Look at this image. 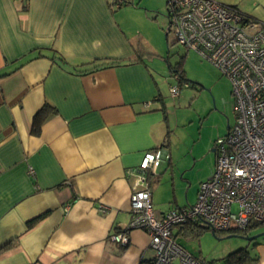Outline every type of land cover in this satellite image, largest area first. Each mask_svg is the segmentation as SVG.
Listing matches in <instances>:
<instances>
[{
	"label": "crops",
	"instance_id": "obj_1",
	"mask_svg": "<svg viewBox=\"0 0 264 264\" xmlns=\"http://www.w3.org/2000/svg\"><path fill=\"white\" fill-rule=\"evenodd\" d=\"M113 1L0 0V264H148L145 232L129 231L125 246L111 239L130 222L126 172L145 153L167 152L148 177L157 217L193 205L213 173L216 140L196 178L189 171L202 156L173 148L175 115L139 26L153 25V9ZM215 1L264 21V0ZM182 228L172 233L187 251L196 237ZM249 250L264 264V240Z\"/></svg>",
	"mask_w": 264,
	"mask_h": 264
},
{
	"label": "built area",
	"instance_id": "obj_2",
	"mask_svg": "<svg viewBox=\"0 0 264 264\" xmlns=\"http://www.w3.org/2000/svg\"><path fill=\"white\" fill-rule=\"evenodd\" d=\"M122 4L114 0L112 7ZM166 18L175 44L230 81L235 121L215 142L214 170L199 185L195 203L160 217L152 209L148 177L168 154L162 149L145 153L137 169L126 172L134 178L130 222L111 239L125 246L128 232L140 230L149 238L153 264H208L176 243L175 227L198 222L223 233L264 223V21L215 0H167ZM178 92L179 87L169 88L172 98Z\"/></svg>",
	"mask_w": 264,
	"mask_h": 264
},
{
	"label": "rangeland",
	"instance_id": "obj_3",
	"mask_svg": "<svg viewBox=\"0 0 264 264\" xmlns=\"http://www.w3.org/2000/svg\"><path fill=\"white\" fill-rule=\"evenodd\" d=\"M136 3L141 8L153 9L150 15V18L155 17L153 25L143 20V24L139 26L141 33L151 36L154 41L155 57L151 66L157 70L158 79H163L162 92L166 99L169 98V108L175 115V123L172 124L170 133L173 148L182 156L184 154L190 156L192 153L202 156L189 171L190 176L196 178L201 173L199 168L207 170L212 165L214 157V153L211 152L212 142L222 139L227 133V127L234 124L235 113L230 81L195 52L185 53L174 43L173 34L169 33L167 38L165 37L167 24L165 0H145L142 4L136 0ZM180 61L183 80L178 83L171 75L167 62L173 68ZM174 86L179 87V92L172 98L169 88ZM261 233H264V223L249 232L251 236ZM219 235L215 237L207 230L198 238L190 239L188 241L190 244L185 245L186 249L188 252H194L198 259L208 264H219L234 251L251 248L243 239L228 238L224 233ZM262 240L264 236L256 241Z\"/></svg>",
	"mask_w": 264,
	"mask_h": 264
},
{
	"label": "trees",
	"instance_id": "obj_4",
	"mask_svg": "<svg viewBox=\"0 0 264 264\" xmlns=\"http://www.w3.org/2000/svg\"><path fill=\"white\" fill-rule=\"evenodd\" d=\"M129 4L127 0H123V4L122 5H126ZM121 5V6H122ZM166 5H167V0H166ZM168 35V30L165 31V37L167 38ZM185 52V51H184ZM186 53V52H185ZM59 61L62 62L63 58L61 56H59ZM110 64L107 65V67ZM167 66L168 69L171 70V75L175 77V80L178 81V83H180L183 80V70H182V64L181 61L176 63V65L172 68L168 62H167ZM96 67H94L91 70H95ZM90 70V71H91ZM87 72H89L87 70ZM160 98V97H159ZM161 99V98H160ZM161 101V100H160ZM49 115V108L48 106H44L42 109H40L38 111V113L34 116L33 120H32V128H31V132L33 134H37L39 129H40V125L42 123V121ZM36 220H31L30 222L27 223V227L32 226V224L35 222ZM258 225L260 224H253L252 226H250L249 228H247L245 231L242 232H234V231H229V232H223L224 234L228 235H239V236H251L249 234L250 230L255 229ZM183 227L182 229L185 230L187 233H189L192 237H199L202 233H204L207 230H210V228H208L207 226L200 224L198 222H191V223H187L184 224L182 226H178V228ZM211 231V230H210ZM212 234L215 237H218L219 233L217 232H213L211 231ZM222 234V233H221ZM220 236V235H219ZM258 241H253L250 242L249 244L251 245H256ZM192 255V254H191ZM193 256V255H192ZM257 261V257L254 255H251L250 250L247 248H241L238 249L234 252H232L230 255H228L227 257H225L223 260L220 261L219 264H253ZM148 264H153L152 260L148 263Z\"/></svg>",
	"mask_w": 264,
	"mask_h": 264
},
{
	"label": "water",
	"instance_id": "obj_5",
	"mask_svg": "<svg viewBox=\"0 0 264 264\" xmlns=\"http://www.w3.org/2000/svg\"><path fill=\"white\" fill-rule=\"evenodd\" d=\"M208 179H210V178H208ZM263 236H264V233L254 235V236L228 235L226 237H228V238H240V239H243V240L247 241L248 243H250V242H253V241H255L258 238L263 237Z\"/></svg>",
	"mask_w": 264,
	"mask_h": 264
}]
</instances>
